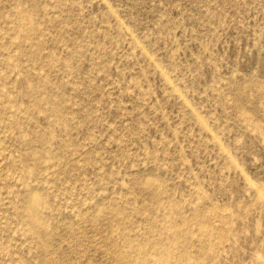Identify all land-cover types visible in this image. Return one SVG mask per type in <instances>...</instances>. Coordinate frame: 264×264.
<instances>
[{"label": "rangeland", "instance_id": "1", "mask_svg": "<svg viewBox=\"0 0 264 264\" xmlns=\"http://www.w3.org/2000/svg\"><path fill=\"white\" fill-rule=\"evenodd\" d=\"M0 264H264V0H0Z\"/></svg>", "mask_w": 264, "mask_h": 264}]
</instances>
